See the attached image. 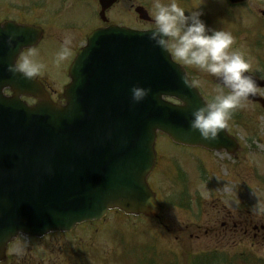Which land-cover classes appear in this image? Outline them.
Listing matches in <instances>:
<instances>
[{"label":"water","instance_id":"95a60500","mask_svg":"<svg viewBox=\"0 0 264 264\" xmlns=\"http://www.w3.org/2000/svg\"><path fill=\"white\" fill-rule=\"evenodd\" d=\"M99 1L103 16L115 0ZM0 25V240L70 230L110 209L156 218L160 205L147 179L158 132L180 145L235 149L226 128L210 142L189 130L191 110L205 100L170 53L148 39L152 30H95L71 64L60 105L36 77L6 71L40 31ZM8 30L18 33L11 49ZM134 85L151 90L140 103L131 100ZM21 95L37 102L30 106Z\"/></svg>","mask_w":264,"mask_h":264},{"label":"rangeland","instance_id":"374dc122","mask_svg":"<svg viewBox=\"0 0 264 264\" xmlns=\"http://www.w3.org/2000/svg\"><path fill=\"white\" fill-rule=\"evenodd\" d=\"M249 1L256 7H260V9L264 7V0ZM57 2L53 0L52 3L48 5V11H50L51 8H56ZM153 2L154 0H120L117 5L106 13V15L109 21L127 23L135 28L140 26L141 22L137 20L133 12V7L136 4L147 6V10L153 18ZM162 2L167 3L170 2V0H162ZM175 2L186 10L190 8V11L197 8L202 10L204 14L201 19L206 25L209 24V20L210 23H212V28L215 27L228 30L229 21L232 22L237 16L236 14H229L228 17L226 15L228 18L227 25L223 14H212L213 9L216 11L223 10L224 2H220V0H187L185 3L181 0H175ZM68 5L69 4L65 6ZM129 5H131V10ZM125 8L127 9L126 13L124 10ZM97 12L98 7L95 1L75 0L68 11L63 14V20L86 22L93 25L95 23H100ZM51 14L53 17H56L58 13L55 14L54 11ZM206 15L208 18H204ZM22 19L25 21H33L35 17L27 14L22 16ZM39 19L41 20V18ZM240 21L245 22L247 20L241 17ZM68 23L74 22H58L56 27H48V38H55L57 34L62 35L63 39L73 36L80 37L85 29L89 27L85 23H74L76 24L74 25L75 27L68 31L64 29L66 26H71H64ZM77 26L79 28H77ZM237 29V25H233L232 28L230 27V33L234 36L232 50L238 52L239 50L242 51L240 53L250 64L249 71L256 72L259 70V63L256 62L254 56H256L257 61L264 62V52H252L248 50L246 43L252 41V34L243 32L235 35V30ZM50 43L51 47L46 50H39L37 48L35 51L37 53L36 59L44 64V68L39 75L50 89L57 90L54 92L53 97H55L56 93L62 92V88L65 85L66 67L72 53H70L67 59L57 64L55 62V57L60 48L53 40H50ZM52 46L58 49H54ZM185 66L191 72L192 78L201 88L204 96L211 99L216 92L213 88V77L193 67ZM260 92L263 93L262 95L264 96V90ZM241 111L254 119L256 132L255 135L252 136L253 133L249 134L243 127H238L237 129L241 132L236 134V136L240 142L244 143V149L238 153L239 156L237 160L239 159V167L236 166L237 160L233 161L232 158H228L225 154H209L207 151L197 147L189 148L176 146L165 137L159 136L156 141L157 152H159L157 165L159 170H157L155 174H152L148 181L152 189L156 192L157 198H160L162 203L165 202L161 211L162 224L159 225L158 222L148 219H123L112 215L108 216L107 221L115 224V227L123 228L125 226H120L118 224L131 222V228L126 226L127 228L124 230L127 232L123 230V234L127 236L132 234L134 243L138 245H150L157 251L163 253L164 255L159 257L160 264L162 260H164V262H166V260L169 261L165 254H170V251H176L182 261L179 264H187L183 262V258L181 257V255L185 254L181 252L182 249L189 250L192 254H201L210 250L217 251L216 249H224L222 243L216 246L211 244L212 247L209 248L210 243L206 233L207 228H210L211 221L217 223L220 221V213L218 214V212H220L222 207H228L231 211L239 207L245 212V216L254 215L264 222V127L262 129L260 128V124H264V113L260 108H256L251 104L248 105V103H245ZM258 114H260L261 117L258 118ZM248 139H250V141H248ZM177 168L183 171L185 178L176 179L172 176L173 171L176 172ZM200 170H203V172ZM160 186L164 187L163 191L158 189ZM184 188L190 190L188 194L191 197V207L183 202L179 203V197L175 198V202L167 200L171 194H176ZM195 197H197V203ZM165 224L168 229L164 226ZM114 226H104V223H101L88 226V229L85 230L76 229L68 234H51L45 238L43 243L50 247L53 254L64 252L67 248L68 253L73 252L76 255L84 256L87 250L95 248V254H98L97 259H104V255L108 257L107 262L115 264L112 258L111 248L109 247L110 245H107L106 241L101 239L104 236L108 238V242L111 243L112 237L117 234V230ZM99 227L103 233V236H100V240L97 239V234H94L95 229ZM259 238L260 237H257V241L254 242L250 241L248 238L247 242L246 237H244V244L242 246L240 245V247L247 249L244 251V256H248V253H250L249 251L252 250L254 251L255 257L264 259V240H259ZM257 242L259 243L258 245L251 246V244H256ZM228 248H232V251L228 250L227 252L230 254H228V257L233 256L236 252V246ZM222 252L225 253V250ZM130 255H132L133 258H140L141 249H137V246L131 243L128 246L126 254L122 255V257L125 258L122 259L132 262ZM236 255L237 254H234V256ZM91 257L92 256L85 258L84 264H92ZM220 257H222V255H220ZM143 258L144 257L141 255V259ZM247 258L250 262H242L240 259L231 258L229 264H264V262H260L253 257ZM219 264H223L222 260H219Z\"/></svg>","mask_w":264,"mask_h":264},{"label":"clouds","instance_id":"9594fccd","mask_svg":"<svg viewBox=\"0 0 264 264\" xmlns=\"http://www.w3.org/2000/svg\"><path fill=\"white\" fill-rule=\"evenodd\" d=\"M223 2V0H220ZM154 29L148 39L161 51L170 53L178 62L198 69L217 81L216 94L207 102L190 112L189 130L199 134L204 141H215L221 130L228 127L234 110L243 108L249 97L256 96L261 89L249 74L250 64L238 51L232 50L234 37L230 32L209 27L201 19L199 8L187 11L175 0L153 2ZM187 13V14H186ZM0 31L4 27L0 25ZM18 36L15 30L7 31V45L11 49ZM71 38H65L55 62L61 63L71 53ZM18 59L8 64L6 71L12 76L33 80L40 74L44 64L36 59L35 49L17 54ZM182 83L190 82L182 77ZM149 88L138 85L130 89L133 103H140L150 93Z\"/></svg>","mask_w":264,"mask_h":264},{"label":"flooded vegetation","instance_id":"af4514ba","mask_svg":"<svg viewBox=\"0 0 264 264\" xmlns=\"http://www.w3.org/2000/svg\"><path fill=\"white\" fill-rule=\"evenodd\" d=\"M53 0H0V22L11 20L18 23L23 24H32L34 26L40 27L42 29V36L37 43V45L33 49L46 50L51 47L50 40H53L59 48L63 43V36L60 34L55 35L54 37L48 38L49 34L47 28L50 27L51 18H58L52 16L53 8L48 11V5L52 3ZM61 2H66L69 0H60ZM119 1V0H117ZM224 7L223 10L220 11V14H223L225 20L227 22V17L229 14H236L235 20L232 22L229 21L228 30L223 28H216L217 30H223L227 32L230 31V27L233 25H237L238 29L235 30V35L239 33H251L252 41H248L246 46L252 52H264V7L260 9V7H256L254 4H251L249 0H244L239 3H230L227 0H223ZM117 3V2H116ZM216 10L213 9L212 14H216ZM210 13V12H208ZM29 14L30 16H34L35 20L33 21H23L22 16ZM227 15V17H226ZM41 18V20L39 18ZM244 17L247 21L242 22L240 18ZM109 24V21L107 22ZM208 26L212 27V23L208 20ZM146 24H154L144 23ZM103 25V24H102ZM100 25V26H102ZM99 27V26H98ZM154 27V26H153ZM148 28V27H145ZM215 28V27H214ZM65 29V28H64ZM140 29H143L140 28ZM70 31V29H65ZM87 34L83 36L70 37L72 40L71 45V53H74L80 45H82L83 41H85ZM234 37V36H233ZM54 49H58L55 46H52ZM234 48V47H233ZM256 62L259 63V70L253 72L258 77L264 79V63L259 62L254 56ZM70 62V61H69ZM39 77V76H38ZM40 81L48 88L49 94L54 101H58L59 93L55 94V89H50L47 86V83L39 77ZM29 102H33L34 100L29 99ZM256 106L255 104H253ZM238 123V120H235ZM158 159V157H157ZM157 163V162H156ZM115 213V214H114ZM220 221L217 223L215 221L210 222V228H207L208 241L210 243L209 247H212L211 244L215 246L219 243L228 248V245L236 246V254L238 258L243 259V248L240 247L244 244V237L249 238L250 241H257V237H260L259 240H264V222L260 220V218H256L253 216H245V212L241 210L239 207H236L234 211L229 210L228 207H222L220 212ZM109 214L112 216H117L122 218L124 215L119 213L118 211H112ZM216 218V216H215ZM104 222V226L115 225L111 222L107 221L105 218L104 221L100 222H92L86 223L77 226L75 229H88V226L96 225ZM120 226H128L131 228L130 222L127 223H119ZM115 227V226H114ZM117 230V234L114 235L111 239V243L108 242V238L103 236V233L100 230V227L95 229V233L97 234V239L100 240V236H103V240L106 241L107 245H110L112 251V258L118 261H124L122 264H131L133 262V257L130 256L132 262H128L127 260L122 259L120 256L126 254L128 246L133 243V235L130 236L124 235L123 227H115ZM72 230V231H74ZM71 231V232H72ZM71 232L63 233L68 234ZM124 232H127L124 230ZM60 234V233H56ZM50 235V234H49ZM48 236V235H47ZM46 236V237H47ZM46 237L34 238V237H18L12 241H10L4 250V252L0 253V264H84L85 258L91 257L92 264H110L108 261V257L103 255L105 259H97L98 254H95L96 249H89L86 252V255L79 256L74 254L73 252H69L67 248L64 252H59L53 254L50 250V247L43 243ZM251 244V246L258 245ZM262 245V244H261ZM264 245V244H263ZM133 247V246H132ZM214 247V246H213ZM141 254L144 253L143 246H141ZM232 250V248H230ZM95 254V255H94ZM133 254V253H132ZM87 256V257H86ZM227 263L229 264V260L225 258Z\"/></svg>","mask_w":264,"mask_h":264},{"label":"trees","instance_id":"16d2710c","mask_svg":"<svg viewBox=\"0 0 264 264\" xmlns=\"http://www.w3.org/2000/svg\"><path fill=\"white\" fill-rule=\"evenodd\" d=\"M203 264V263H202Z\"/></svg>","mask_w":264,"mask_h":264}]
</instances>
